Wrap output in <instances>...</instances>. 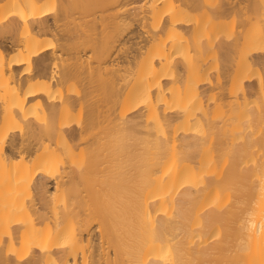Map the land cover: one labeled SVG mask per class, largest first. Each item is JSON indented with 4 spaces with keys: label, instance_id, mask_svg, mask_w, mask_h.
Segmentation results:
<instances>
[{
    "label": "bare ground",
    "instance_id": "bare-ground-1",
    "mask_svg": "<svg viewBox=\"0 0 264 264\" xmlns=\"http://www.w3.org/2000/svg\"><path fill=\"white\" fill-rule=\"evenodd\" d=\"M132 1L0 0V264H264V0Z\"/></svg>",
    "mask_w": 264,
    "mask_h": 264
},
{
    "label": "rangeland",
    "instance_id": "rangeland-1",
    "mask_svg": "<svg viewBox=\"0 0 264 264\" xmlns=\"http://www.w3.org/2000/svg\"><path fill=\"white\" fill-rule=\"evenodd\" d=\"M142 2H143V0H134L128 6L138 5V4H141ZM110 10H112V9H110ZM110 10H108V11H110ZM131 29H133V30L130 31ZM128 31H130V32L128 33V35H126ZM140 31H141V27H140V25H138V23L131 25V27L125 31V35L130 36V39L128 40V43L126 45L134 47L136 45L135 41L139 39ZM255 79H256V76L253 75L251 78L253 83H256ZM49 186L51 187V189L54 188V179H51Z\"/></svg>",
    "mask_w": 264,
    "mask_h": 264
}]
</instances>
